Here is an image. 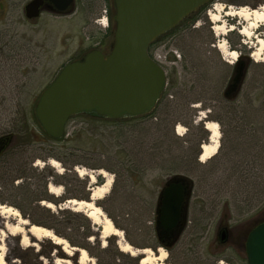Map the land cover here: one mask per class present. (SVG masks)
I'll use <instances>...</instances> for the list:
<instances>
[{
  "label": "rangeland",
  "instance_id": "rangeland-1",
  "mask_svg": "<svg viewBox=\"0 0 264 264\" xmlns=\"http://www.w3.org/2000/svg\"><path fill=\"white\" fill-rule=\"evenodd\" d=\"M28 1L0 0V138L11 136L0 153V204L17 209L21 217L24 213L49 223L47 214L36 209L35 203L51 213L73 210L65 206L67 199L52 202L53 208L41 204L48 201L41 194L38 172L42 167L53 172L47 185L62 190L55 196L46 185L49 196L78 200L89 199L90 188L104 181L97 171L104 170L112 179L111 187L96 204L122 232V238L105 236L102 225L84 213L89 223L71 217L73 229L62 235L43 226L71 247L84 248L94 264L98 248L109 238H114L118 247L128 243L136 251L147 247L157 254L156 248L161 247L171 264H247L246 237L264 221V56L261 61L254 56L258 53L260 57L258 37L264 40V22L256 16L244 21L221 13L225 26L233 28L218 36L210 16L219 4L260 10L264 0H210L195 22L179 24L150 44L148 51L160 56L166 73L162 97L150 114L112 119L78 113L68 119L60 141L40 127L35 116L37 100L65 64L91 49L109 52L114 21L111 34L95 23L108 0H97L92 11L89 0H76L71 13L60 15L47 8L36 19L24 15ZM257 20L252 35L245 36L242 30ZM224 39L227 48L237 52L233 63L217 48ZM172 55L180 58L167 61ZM238 61L242 71L234 87L237 91L226 97ZM203 112L211 115L209 120H223L218 124V153L206 162L198 160L197 141L207 135L198 120ZM178 124L184 129L182 136L174 129ZM51 159L58 167L49 164ZM79 170L94 172V182ZM66 172L86 181L84 187L54 176ZM174 176L184 177V185L191 188L178 235L162 229L156 213L160 192ZM16 221L13 216L0 215L1 264H81L77 251L67 254L50 239L26 233L28 242L21 243L18 232L11 235L5 229ZM86 231L92 234L89 238ZM107 259L103 255V263Z\"/></svg>",
  "mask_w": 264,
  "mask_h": 264
},
{
  "label": "water",
  "instance_id": "water-1",
  "mask_svg": "<svg viewBox=\"0 0 264 264\" xmlns=\"http://www.w3.org/2000/svg\"><path fill=\"white\" fill-rule=\"evenodd\" d=\"M50 1L63 11L73 0ZM112 1L114 31L109 52L103 54L91 49L68 62L37 100L36 119L53 139L62 138L68 119L78 113L112 119L150 113L161 98L166 81L164 68L149 55L150 44L210 0ZM42 2L29 1L24 8L25 16L37 17ZM237 71L235 80L242 67ZM2 141L5 145L0 153L10 139L5 136L0 138ZM185 181L182 176H174L160 192L156 213L165 231L182 229L184 225L188 204L184 195ZM245 252L247 264H264V222L248 233Z\"/></svg>",
  "mask_w": 264,
  "mask_h": 264
},
{
  "label": "bare ground",
  "instance_id": "bare-ground-1",
  "mask_svg": "<svg viewBox=\"0 0 264 264\" xmlns=\"http://www.w3.org/2000/svg\"><path fill=\"white\" fill-rule=\"evenodd\" d=\"M215 8L217 11L212 13L210 18L215 24V27L213 28L214 33L218 36L226 35L233 28V25H230L229 28L225 26V22L222 20L221 13H224L225 16H238L244 21H249L252 16H256L260 18V22H264V6H261L260 10L248 9L247 7L235 9L232 6L224 7L221 4L217 5ZM257 22L258 20L256 22L250 23V27L242 30V33L247 37L251 36V30L256 26ZM258 39L260 41V57L258 56V53L254 54V56L258 61H261L262 57L264 56V40L261 37H258ZM217 48L222 54L223 58L228 57L230 63H233L237 59V52L233 49L227 48L225 39L221 41L219 45H217ZM198 120H205L204 127L210 133L208 141L202 143L200 146L199 159L201 162H206L218 152L220 138L219 125L217 122L209 120L207 118L206 112H203ZM177 131L179 135L184 133V129L181 127V125H178ZM49 164L53 167H58V162L54 159L49 160ZM97 173L103 176L104 181L101 184L94 185L92 188H90V199H68L64 204L65 206L70 207L73 211L84 213L92 222L101 224L102 232L105 234V236L117 235L122 238V232L114 226L110 218L105 216L103 210L96 204L97 201L102 199L109 192L112 182L111 177L106 171L98 170ZM79 174L89 175L92 182L95 180L94 172L79 170ZM48 192L58 196L62 192L61 186L49 184ZM41 204L48 208H53L54 206L51 201H42ZM0 215L13 216L16 218V223L13 225H5V229L7 233L11 235L18 232L21 235V243L27 244L28 237L26 236V233L36 239L47 238L52 240L55 244L61 245L63 251L67 254H71L72 251H77L79 253V263L86 264V262H89L94 264L93 260L89 257L87 251L84 248L71 247L64 238L57 236L54 232H52V230L48 228L36 224L30 225L26 219H23L20 216L17 209L8 205L0 204ZM23 226L29 227L28 230H25ZM119 247L121 251L130 253L132 255H135L138 252L142 253L143 256L140 259L139 264H171L166 261V251L161 247L157 249V254H154L153 251L147 247L137 251L133 250V248L128 243H122L119 245ZM2 261L3 251L0 252V264Z\"/></svg>",
  "mask_w": 264,
  "mask_h": 264
},
{
  "label": "trees",
  "instance_id": "trees-1",
  "mask_svg": "<svg viewBox=\"0 0 264 264\" xmlns=\"http://www.w3.org/2000/svg\"><path fill=\"white\" fill-rule=\"evenodd\" d=\"M205 6L206 5H203L202 7H200L195 13H193L190 16H188L187 18H185L179 24L180 25H182V24H189L190 25L193 22H195L196 19L198 18L199 10L203 9ZM162 36L163 35H161L159 37H162ZM157 39H155L153 42H155ZM153 42H152V44H153ZM148 114H150V113H148ZM6 136L9 137V139H11L10 135H6ZM54 140L60 141L61 139H54ZM9 142H8V144H9ZM5 148H7V145L4 147V149ZM30 169L33 172L37 171V169L33 168V167H30ZM38 176H40L41 179H42L41 194H42V197L44 199H48V201H51V202H53L55 204L59 203L60 200L67 199V198H54V197H51V196H49L47 194V190H46L47 180H48L49 176H53V172L48 166L42 167L40 169V171L38 172ZM54 176L59 178V179H66V180L73 181V182L76 181L78 183H81L83 187H84V185L86 183V181H84V180H79L76 177L71 176V174H68V172H66L64 174H61V175L54 174ZM99 181L101 182L102 179L99 178ZM66 183H68V182H66ZM82 199H87V198H82ZM34 207L36 209H38V210H44V213L47 214L46 218L49 221V223L47 221H39L40 222L39 223L38 221H35L33 218H30L28 215H25L24 213H22V217L27 218L30 221L34 222V223L36 222L40 226L41 225L42 226H50V228H53L54 232L57 235H62L63 232H65L66 230L73 229L71 227V225H70L71 217L83 218L87 222V224L89 223V221H88L89 219L81 212L70 211L68 209H62V210L57 211L56 213H53V212L51 213L50 210L44 209L38 203H35ZM18 208H20V207H18ZM19 210H21V209H19ZM262 222H264V221H262ZM262 222H260V223H262ZM47 224H49V225H47ZM91 235L92 234H91L90 231H86L85 232V237L86 238H89ZM50 246L54 247L55 245L50 243ZM18 248L20 250V247H18ZM103 255L104 256L106 255L108 257L107 261H105L104 263H103ZM123 259L125 261L124 264H126V263L139 264L141 256L139 254L131 255L130 253H123L122 251H120V249H119L118 245L116 244L114 238H109V239H107V243H106V245L104 247H99L98 248V254L96 255V264H123V263H121V260L123 261ZM74 264H76V263H74Z\"/></svg>",
  "mask_w": 264,
  "mask_h": 264
},
{
  "label": "flooded vegetation",
  "instance_id": "flooded-vegetation-1",
  "mask_svg": "<svg viewBox=\"0 0 264 264\" xmlns=\"http://www.w3.org/2000/svg\"><path fill=\"white\" fill-rule=\"evenodd\" d=\"M29 1H31V0H29ZM28 1V2H29ZM43 2H42V5L40 6V10H39V15L37 16V17H39L40 16V14L42 13V11L44 10V9H47V8H49V9H51V10H53V11H55L56 13H59L60 15L61 14H68V13H71L72 12V8H73V5H74V2H76V0H73L72 2H71V4L65 9V10H63V11H60V10H58L57 9V6H56V4L55 3H53V2H51L50 0H42ZM27 2V3H28ZM26 3V4H27ZM26 4H25V6H26ZM87 4H88V7L89 8H91V11L92 10H94V8L97 6V4H98V2H97V0H89L88 2H87ZM25 6H24V8H25ZM106 9H103V11L102 12H104L105 11V14H106V17H107V25H106V28H108V30L110 31L109 33L111 34V32H112V20H113V13H114V11H113V1L112 0H108V2L106 3ZM91 13H93V12H90V14ZM24 15H25V10H24ZM100 15H103V14H100ZM94 16V15H93ZM26 17V16H25ZM37 17H35V18H27V19H36ZM100 17H95V23L97 24V21H98V19H99ZM97 49V48H96ZM100 50V49H99ZM103 54H106L105 52L106 51H102V50H100ZM81 56H83V55H81ZM80 56V57H81ZM79 57V58H80ZM238 65H239V61H238V63H237V65H236V67H238ZM236 76H237V73H236V75H235V77H234V81H232L231 83H230V87H227L226 88V90H225V92H224V94H225V96L226 97H230L231 98V96L233 95V94H236L235 92L237 91V88H235L234 89V87H236V85H237V82H238V80H239V78H238V80L236 81L235 80V78H236ZM48 86V85H47ZM46 86V87H47ZM233 89H234V91H233ZM213 108H216V107H214V106H212ZM210 114V113H209ZM226 116H229L230 117V114H226ZM207 118L209 119V118H211V115H207ZM211 119H213V118H211ZM215 119V118H214ZM216 121H217V123L218 124H220V125H222V119H220V118H218V119H216ZM205 122V120H203L202 121V123H204ZM206 130V129H205ZM206 132H207V135L205 136V138H200V139H198V141H197V143H198V145H199V147L202 145V143H204V142H207L208 141V139H209V137H210V133L206 130ZM221 136V135H220ZM221 138V137H220ZM220 138H219V146H220ZM5 145V141H2V142H0V148H2L3 146ZM219 148V147H218ZM218 153V152H217ZM216 153V154H217ZM199 154V153H198ZM216 154L212 157V158H210L209 160H212V159H214V157L216 156ZM191 194V188H190V185L188 186V185H184V195H185V197H187L188 199H189V197H190V194ZM187 195V196H186ZM180 229V228H179ZM179 229L178 228H174V229H172V230H170V231H175V234H177L178 235V232H179ZM167 232H169V231H167ZM176 236V235H175ZM162 240H163V238H162Z\"/></svg>",
  "mask_w": 264,
  "mask_h": 264
},
{
  "label": "built area",
  "instance_id": "built-area-1",
  "mask_svg": "<svg viewBox=\"0 0 264 264\" xmlns=\"http://www.w3.org/2000/svg\"><path fill=\"white\" fill-rule=\"evenodd\" d=\"M98 23L102 24V25H105L107 23V19H106V16L103 15L101 18L98 19ZM155 58L159 61V62H163L160 58V56H157L155 55ZM167 58V57H166ZM167 61H169L168 59H166ZM169 62H172V61H169ZM164 63V62H163Z\"/></svg>",
  "mask_w": 264,
  "mask_h": 264
}]
</instances>
